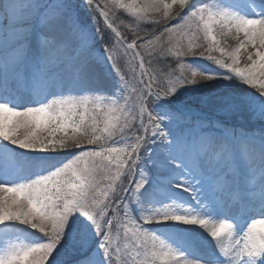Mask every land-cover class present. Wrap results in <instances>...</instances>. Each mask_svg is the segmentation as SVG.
<instances>
[{"label": "snow or ice", "instance_id": "obj_1", "mask_svg": "<svg viewBox=\"0 0 264 264\" xmlns=\"http://www.w3.org/2000/svg\"><path fill=\"white\" fill-rule=\"evenodd\" d=\"M0 239V264H264V0H0Z\"/></svg>", "mask_w": 264, "mask_h": 264}, {"label": "rangeland", "instance_id": "obj_2", "mask_svg": "<svg viewBox=\"0 0 264 264\" xmlns=\"http://www.w3.org/2000/svg\"><path fill=\"white\" fill-rule=\"evenodd\" d=\"M125 2H128V0H125ZM150 2H151V0H138V3L140 5H147V4H150ZM235 43L236 42L234 40L230 39V38H226L225 41H224V44H225L226 47H235ZM198 63L200 64L201 67H206L208 65V62H206V61H198ZM213 67H215V66H213ZM73 151H79V150L78 149H73ZM29 232L31 234H28V233H18V235L20 236V238L25 243H27L30 240L35 239L37 236L42 235V234H39V233H34V232H32V230H29ZM2 242H3L2 239H0V243H2ZM65 258L70 261L73 257L71 255V253H69Z\"/></svg>", "mask_w": 264, "mask_h": 264}, {"label": "trees", "instance_id": "obj_3", "mask_svg": "<svg viewBox=\"0 0 264 264\" xmlns=\"http://www.w3.org/2000/svg\"><path fill=\"white\" fill-rule=\"evenodd\" d=\"M109 3H110V0H109ZM117 15H122V17L125 18L126 21H130L132 19V17L128 13L124 12L123 10H120V12H118ZM101 26L103 27L102 23H101ZM143 27H150V25H144ZM188 59H191V57H189Z\"/></svg>", "mask_w": 264, "mask_h": 264}, {"label": "bare ground", "instance_id": "obj_4", "mask_svg": "<svg viewBox=\"0 0 264 264\" xmlns=\"http://www.w3.org/2000/svg\"><path fill=\"white\" fill-rule=\"evenodd\" d=\"M18 151H24V150H19V149H18ZM28 154H29V155H32V153H28Z\"/></svg>", "mask_w": 264, "mask_h": 264}]
</instances>
